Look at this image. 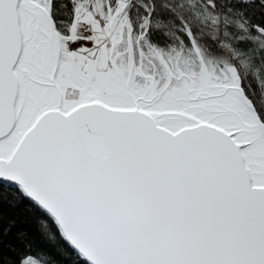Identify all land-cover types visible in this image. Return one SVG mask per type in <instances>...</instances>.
<instances>
[{"label": "snow or ice", "instance_id": "snow-or-ice-1", "mask_svg": "<svg viewBox=\"0 0 264 264\" xmlns=\"http://www.w3.org/2000/svg\"><path fill=\"white\" fill-rule=\"evenodd\" d=\"M32 211L75 264H264V0H0V264H57Z\"/></svg>", "mask_w": 264, "mask_h": 264}, {"label": "trees", "instance_id": "trees-1", "mask_svg": "<svg viewBox=\"0 0 264 264\" xmlns=\"http://www.w3.org/2000/svg\"><path fill=\"white\" fill-rule=\"evenodd\" d=\"M5 213L6 215L12 214L8 209H5ZM24 215L27 219H25L23 223L17 225V228L13 230V233L5 238L6 243L15 245L20 251H31L33 253L46 252L48 256L57 262V264H75L74 257L60 255L56 248L50 246L40 235L36 223V219L39 216L38 212L32 211L25 213ZM18 232L24 233L20 239H17ZM9 255L7 247H5L3 259H9Z\"/></svg>", "mask_w": 264, "mask_h": 264}]
</instances>
